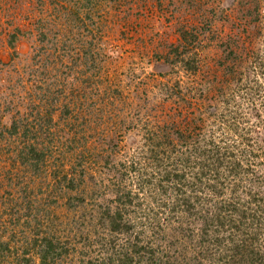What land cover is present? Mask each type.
I'll use <instances>...</instances> for the list:
<instances>
[{
    "label": "trees",
    "instance_id": "16d2710c",
    "mask_svg": "<svg viewBox=\"0 0 264 264\" xmlns=\"http://www.w3.org/2000/svg\"><path fill=\"white\" fill-rule=\"evenodd\" d=\"M205 1L212 4L214 19L201 12L199 22L206 31H213L218 8L212 0ZM41 2L37 1L39 6ZM196 3L198 8H205L201 5L203 2ZM53 5L48 16L63 14L68 0H58ZM230 12L229 21L220 18L224 23L214 26L215 34L218 33L215 48L220 54L213 57L210 64L202 56L195 57V64L185 62L183 54L197 47L199 35L196 36L195 26L188 25L189 30L183 24L185 44L177 54L175 48V64L185 62L183 69L187 77L190 76V83L182 85L176 81L164 95L166 100L174 98L173 103L183 102L187 113L178 110L164 116L155 114V124L141 133L142 139L137 141L133 158L122 155L127 152L126 146L117 143L120 137L115 128L113 133L104 132L100 142L109 144L95 153L99 158L93 161L101 167L99 180L91 164L81 166L87 156V130L78 128V133H71L73 138L71 130L53 132L60 141L58 149H64L53 159V175L59 181L57 189L53 190L54 198L49 201L48 196H44L36 201L31 213L20 214L21 209L17 210L14 201L21 195L13 194L10 200L13 205L7 210V214L18 213V221L21 216L26 219L14 222L27 231L23 239L34 237L26 243L24 256H18L15 264H264V173L261 170H264V134L258 131L264 124V0H238ZM225 25H230L234 31L224 34L223 28L218 27ZM41 26H44L43 21L37 22L36 33L32 32L30 37L37 36L40 43L47 40L54 53L38 58L41 51L34 46L31 61L24 64L23 71L20 73L14 66L19 76L13 84L2 82V73L9 63L0 57V85L5 87L0 91V113H13V124L10 128L3 125L0 133L8 131V136H14L13 144L2 150L9 152L14 173L17 163L21 164L18 176L28 167L22 161L26 150L31 148L34 158L33 154L41 147L33 146V141L26 138L31 137L29 132L48 131L51 123L58 125L53 121V114L42 117L41 110L37 109L41 102L29 90L34 88L46 105L52 86L57 90L55 93L60 94L69 89L72 92L73 88L70 83L72 63H65L58 58L59 53H55L60 50L67 53V41L64 39L65 44L61 43L63 36L52 34L51 29L41 34ZM69 30H73L72 26ZM199 31L201 34L202 30ZM18 33L7 40L12 50L19 40ZM22 35L29 34L23 32ZM197 40L199 47H203V40ZM13 53L19 57L16 49ZM23 74L27 78L22 86ZM42 81L45 82L44 92ZM17 89L24 90V95L16 94ZM10 95H17L19 100ZM67 103L70 107L66 105L68 110L64 113L81 112L77 101ZM89 104L93 107L89 113L94 112L96 100ZM181 117L180 122L176 120ZM27 119L36 124H24ZM42 120L46 122L44 127L40 126ZM36 126L39 129H35ZM66 133L69 136L66 137ZM63 139L68 142H61ZM68 151L71 157L65 158ZM71 158L70 167L59 169L61 161ZM78 166L81 171L77 170ZM90 181H95L94 185ZM84 183L91 189L84 190ZM66 189L76 195L70 194L64 207L56 198ZM24 192L25 203L32 204L30 196L26 197ZM53 207L59 211L57 216L66 218L65 223L58 222L65 226L67 235L75 232L73 238L60 233L59 223L47 220ZM9 226L2 224L0 238L10 227L12 231L17 228ZM23 239L15 245H20ZM3 242L1 246L6 254L8 242ZM31 249L36 256H28ZM72 253L77 258H70ZM35 257L38 260L35 261ZM6 261L13 263L5 259L2 264Z\"/></svg>",
    "mask_w": 264,
    "mask_h": 264
},
{
    "label": "rangeland",
    "instance_id": "374dc122",
    "mask_svg": "<svg viewBox=\"0 0 264 264\" xmlns=\"http://www.w3.org/2000/svg\"><path fill=\"white\" fill-rule=\"evenodd\" d=\"M37 1L0 0V57L5 63H9L2 73V82L13 84L18 80L16 78L19 73L16 72L14 66L21 73L25 68L24 64L31 61L32 51H35L34 46L39 47V51H41L38 58L43 59L44 54L50 53L52 55L54 53L53 49L50 48L52 46H48L47 40L40 43L37 36L30 37L32 32L36 33L34 29L37 22L43 21L44 26L39 27L40 33L44 31L48 33L51 29L52 34L56 33L58 36H63L61 43L65 44V39L66 45H69L66 49L67 53L64 50L55 53H59L58 58H62L65 63H72L70 83L73 84V88L72 92L69 89L60 94V92L55 93L57 90L52 86L51 95L46 96L48 100L46 105L42 97L36 94L34 88L29 90L30 94L33 93L37 101L41 102V107L37 109L41 110L42 117L47 118L48 114H53V121H57L58 125L55 127V123H51L52 128L48 131L29 132L31 137L27 136L26 138L33 141V146L39 145L41 147L33 154L34 158H32L31 148L26 150L22 156V161L28 167L19 176L16 174L22 169L21 164L17 163L14 173V168L8 159L9 152L5 153L2 150L13 144L14 136H8V131L0 133V216L2 214L5 216L4 218L0 217V227L6 223L17 227L12 231L9 226L10 231H6L0 238V264L5 259L15 264L16 258L25 253L28 246L26 243L34 239L32 236H26L23 239L22 236L23 234L26 235L27 231L14 223L24 222L26 220L24 217L21 216L18 221V213L10 212L7 214V210L13 205L10 204L13 194L21 195L14 201L17 210L21 209L20 214L23 212L31 213L36 206V201L44 196H48L49 201L54 198L53 190L57 189L58 180L53 175V159L57 158L59 150L64 149H58L60 141L56 136H53V132H56L57 129L65 132L71 130L70 137H72L71 133H78V128L87 130V133L85 132L86 141L88 140L86 145L87 156H85L84 162H81L84 164L81 166H85L86 163L87 165L91 164L94 168V176H97L99 180L101 167L93 161H97L99 158V156H95V153L101 152L103 148H106L107 143L109 144V142H100L104 132L106 134L113 133V128H115L117 136L120 137V142H116L126 146L125 151L127 152L122 153V155L127 159L133 158L137 141L142 139L141 133L145 131V128L155 124V114L161 113L160 115L164 116L178 110L187 113L183 102L173 103L174 98L173 101L172 98L165 99L166 90L171 89L176 81L182 82V85L190 83L191 78H188L190 76L187 77L183 69L186 61L195 64V57L202 56L210 64L213 57L219 56L220 53L215 48L218 33L215 34L214 26L224 23L221 22L222 19L220 18H228L229 21L228 14L238 2V0H212L218 8V13L217 18L213 21V31H206L199 22L201 12L213 19L214 15L211 11L212 4L205 0H68V5H65L67 8L62 11L65 14L57 13L55 10L57 14L54 13L52 16H48L47 12L49 9L53 10V2L58 0L52 2L51 0H42L40 6ZM196 1L203 2L201 5H204L205 8H198L199 5ZM207 5L209 9H206ZM230 13L233 15L232 12ZM183 24L189 30L191 29L189 26H195L196 36L199 35L197 39L203 40L201 42L203 47H199L196 39L197 47H193L191 53L183 54L185 62L178 61L175 64L177 62L176 54L183 49L185 44L182 37ZM45 25H50V27ZM70 26L73 30H69ZM79 26L80 28H78ZM218 28L219 30L223 28L224 34L227 35L234 31L230 25ZM199 30H202L201 34H199ZM17 32H19V40L14 49L18 51L19 57L14 55V49L12 50L10 46H7L9 36ZM23 32H28L29 35L21 37ZM29 37L30 39H28ZM189 37L192 36L189 34ZM175 48H177L176 54ZM8 76L11 77V80L6 81ZM26 78L27 75L23 74L22 86L23 82L26 83ZM41 83L44 92L45 82L42 81ZM4 89L5 87L0 85V91L2 92ZM15 93L23 96L24 90L17 89ZM9 97L19 100L17 95H10ZM71 100L77 101L82 108L78 114L77 112L73 114L64 113L67 109H65L66 105L70 107L67 102ZM93 100H96L95 107L97 108L94 112L89 113L93 108L89 103ZM153 101L156 102V113V107L152 104ZM28 112L35 115L30 110ZM11 114L13 113H6L5 115L0 113V130L3 125L10 128L13 124ZM178 119L180 122L182 117L176 118V120ZM157 121L161 120L157 118ZM24 124L34 126L36 123L31 124V120L27 119L24 120ZM45 124L46 122L42 120L40 126L44 127ZM80 124H84V126H80ZM223 127L226 128L225 125ZM35 129H39L38 126ZM258 131L260 135L264 134V124ZM21 132L23 131L21 130ZM65 136L67 137L69 134L66 133ZM20 141L21 135L18 138V142ZM61 142H68V139H63ZM253 148L257 150L256 146ZM122 155L121 158L124 159ZM67 156L68 158L71 157L70 151L66 153L65 158ZM72 160L73 158L68 161H61L58 165L59 169L70 167ZM81 166H78L77 170H82ZM261 170L264 173V170ZM94 182L90 181L89 183L94 185ZM62 184L66 185V183ZM84 185L86 186H82L84 190H87L88 187L91 189L87 183ZM23 192L26 197L30 196L29 200H32V204L25 203V199L22 198ZM70 194L73 197L76 195L74 191L63 190L56 198L58 203L65 207L71 197ZM53 202L52 204H54ZM56 212L59 211L54 210L53 207V212L47 217V220L52 223H59L60 221L65 223L66 218L57 216ZM60 214L63 215V213ZM70 214L72 215V213ZM64 228L65 226L61 223L57 225L60 233L73 238L75 232L67 235L64 233ZM21 238L23 239L21 244L15 245V242ZM3 240L8 242L6 254L3 250L4 246H1L4 245ZM30 255L36 256L35 250L31 249L28 256ZM71 257L77 258L74 253ZM36 260H38L37 257H35ZM6 262L4 264H8V261Z\"/></svg>",
    "mask_w": 264,
    "mask_h": 264
}]
</instances>
